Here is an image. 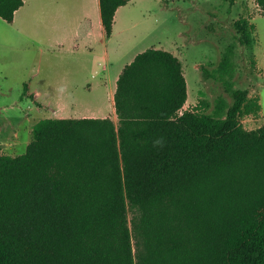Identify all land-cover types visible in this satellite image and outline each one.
<instances>
[{"label": "trees", "instance_id": "obj_1", "mask_svg": "<svg viewBox=\"0 0 264 264\" xmlns=\"http://www.w3.org/2000/svg\"><path fill=\"white\" fill-rule=\"evenodd\" d=\"M130 1L99 0L106 38ZM23 5L0 0V18L12 24ZM235 29L253 49L255 24ZM231 94L213 113L205 101L184 110L181 60L149 48L119 75L117 123L36 122L24 154H0V264H264V125L241 121L260 97Z\"/></svg>", "mask_w": 264, "mask_h": 264}, {"label": "rangeland", "instance_id": "obj_2", "mask_svg": "<svg viewBox=\"0 0 264 264\" xmlns=\"http://www.w3.org/2000/svg\"><path fill=\"white\" fill-rule=\"evenodd\" d=\"M128 11L126 27L131 28L132 36L123 42L124 58L105 64L109 69L105 73L107 80L101 97L104 105L102 116L111 115L117 123L112 111L110 84L117 85L120 73L134 56L156 48L173 53L182 62L189 98L184 109L191 110L205 101L207 105L202 110L213 113L220 98L228 106L233 104L231 90H248L251 99L260 97L261 111L243 114L242 124L247 130L264 125V16L255 0H140L130 5ZM241 18L250 19L256 26L253 49L246 48L238 40L235 22ZM87 21L79 18L74 24L75 31L83 34ZM30 24L28 27L32 28L23 30L18 23L9 24L0 18V152L4 150L1 154L11 156L24 154L32 140L34 124L51 116V112L46 110L37 112V104L32 98L23 96L25 85L34 81L48 90L43 92L41 103L59 98L46 76L52 71L51 83L62 87L66 86L68 79L84 78L81 61L92 55L83 47L76 48L83 46V37L78 38L74 45L77 52L80 50L76 56L71 48L45 46V38L39 37L33 29L36 26L34 22ZM231 47L233 71L229 75L220 74L217 72L220 63ZM100 49L97 48L94 59L101 58ZM72 59L80 61L73 62ZM203 69L213 73V76L205 79ZM99 71V76H102V69L99 68ZM62 97L67 99L66 95ZM84 101L95 105L96 97ZM15 131L23 135L11 146L5 147Z\"/></svg>", "mask_w": 264, "mask_h": 264}, {"label": "crops", "instance_id": "obj_3", "mask_svg": "<svg viewBox=\"0 0 264 264\" xmlns=\"http://www.w3.org/2000/svg\"><path fill=\"white\" fill-rule=\"evenodd\" d=\"M140 0H132L126 6L120 7L115 15L114 27L112 36L106 38L105 31L101 22V12L99 0H24V5L15 13L13 23H18L20 29H28L32 27L30 22H34L35 31L38 36L46 41V45L50 48L57 49H72L73 55L78 52L74 48L77 39L83 37V46H75L77 49L83 47L92 54L86 59H82L81 67L83 69L84 78L78 76L67 80L66 86L57 83H51L53 80L52 71L47 79H50V86L54 88L55 95L59 98L49 100L47 103H41L43 92H48L34 81L27 85V95L33 96V101L37 104L36 111L42 112L46 110L51 112L48 118H106V115H101L103 109V99L101 98L105 92L107 77L105 73L108 71L107 63L117 62L124 58V44L128 36H132L131 28L126 27L127 19L129 18V7ZM88 20L85 24L83 34L75 31L74 24L79 19ZM133 28V27H132ZM135 38V37H134ZM101 48V58L94 59L97 48ZM44 51V47H40ZM79 54V53H78ZM137 56V55H136ZM134 56L132 59L134 60ZM102 60V61H101ZM73 62H79L80 59H72ZM259 69H261L259 59H257ZM130 64V63H129ZM102 69L103 75L99 76ZM123 71V70H122ZM93 73L88 75L87 73ZM121 74V73H120ZM75 79V80H74ZM74 80V81H73ZM53 85V86H52ZM116 86L110 84V98L112 111L115 113L114 94ZM52 93L53 90H52ZM66 95L67 99L62 96ZM96 97V104L91 105L84 100L89 97ZM189 102L187 99L186 104ZM87 103V105L85 104ZM186 104L184 108H186ZM187 110V109H184ZM50 114V113H49ZM108 117H111L108 116ZM21 134L18 131L14 132L11 138H8L7 145L11 146ZM4 150H1L0 154ZM10 155V154H9Z\"/></svg>", "mask_w": 264, "mask_h": 264}]
</instances>
